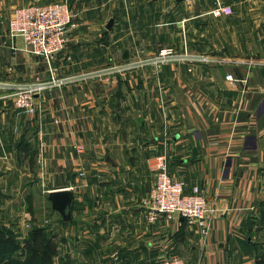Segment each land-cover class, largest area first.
Instances as JSON below:
<instances>
[{"label": "crops", "instance_id": "obj_1", "mask_svg": "<svg viewBox=\"0 0 264 264\" xmlns=\"http://www.w3.org/2000/svg\"><path fill=\"white\" fill-rule=\"evenodd\" d=\"M40 1L64 2L0 0V84L50 78L47 60L9 35L14 7ZM191 1L190 19L202 16L204 0ZM65 2L79 24L52 64L60 76L88 75L37 95L33 113L0 88V224L21 245L14 256L24 259L38 226L56 243L54 264H264V0H226L231 26L213 29L211 44L188 38L212 63L159 68L107 28L109 12L140 0ZM161 154L185 193L198 187L218 209L207 234L180 217L149 220ZM62 189L73 194L68 216L50 198Z\"/></svg>", "mask_w": 264, "mask_h": 264}, {"label": "built area", "instance_id": "obj_2", "mask_svg": "<svg viewBox=\"0 0 264 264\" xmlns=\"http://www.w3.org/2000/svg\"><path fill=\"white\" fill-rule=\"evenodd\" d=\"M210 13L215 17H223L232 15L234 10L230 4L223 3L222 0H215ZM78 24L77 13L65 1L34 2L14 7L8 25L9 35L13 39L22 38L25 50L31 54L44 57L50 70V78L47 80L0 84L1 89L13 91L14 102L18 108L33 113L37 95L83 78V75L60 76L58 75V67L52 64L53 57L66 48L69 35L78 27ZM189 60L208 63L211 59L208 55L191 54L188 51L178 53L172 48H167L159 52L158 56L149 62L160 64ZM226 79L236 81L232 74H228ZM75 149L83 151L84 146L78 145L75 146ZM154 170L155 184L144 201L148 207L149 220L156 221L160 216L169 220L180 217L201 233L207 234L211 228V219L218 212L215 205L208 202L198 187H194L192 193H185L184 183L174 179L169 172L166 154L156 157ZM156 264L188 263L181 257L172 256L162 259Z\"/></svg>", "mask_w": 264, "mask_h": 264}, {"label": "rangeland", "instance_id": "obj_3", "mask_svg": "<svg viewBox=\"0 0 264 264\" xmlns=\"http://www.w3.org/2000/svg\"><path fill=\"white\" fill-rule=\"evenodd\" d=\"M222 2L226 3V0H222ZM214 4L215 0H204L199 10L203 12V15L190 19L195 14V9L197 8L195 1L192 2L189 0L186 6L182 5L179 7V4L175 0H172L170 4L166 5L163 2H158V0H140L137 4L126 5L124 11L127 12H124V14L116 13L114 10L111 13L109 12L111 14L110 16L114 19V24L111 28L119 27L124 30L127 34L123 35L126 43L131 44L137 42L139 44V56L135 59L141 58L148 62V64L159 68L165 63L153 64L149 61L158 56L159 52L167 48H174L173 50L178 53L188 51L191 54L207 55V53L194 52L190 48L188 49L187 40L188 38L195 37L199 44L201 42L211 44V41L206 42V40H212L211 31L213 29L231 26V23L227 21V19L231 18V15L215 17L210 13ZM116 23L117 25H115ZM203 33L205 36H203ZM203 39L205 40L203 41ZM181 43L185 46V49L182 51L179 50ZM209 58L211 60L208 63H212L213 59L211 57ZM191 62L207 64L202 61L191 60ZM82 75L84 77L88 73L79 74V76ZM155 163L156 159L154 165ZM183 220L185 219L183 218Z\"/></svg>", "mask_w": 264, "mask_h": 264}, {"label": "trees", "instance_id": "obj_4", "mask_svg": "<svg viewBox=\"0 0 264 264\" xmlns=\"http://www.w3.org/2000/svg\"><path fill=\"white\" fill-rule=\"evenodd\" d=\"M21 245L13 232L0 224V264H54L56 243L46 235L45 228L35 226L24 243L22 256L16 258L14 254Z\"/></svg>", "mask_w": 264, "mask_h": 264}, {"label": "water", "instance_id": "obj_5", "mask_svg": "<svg viewBox=\"0 0 264 264\" xmlns=\"http://www.w3.org/2000/svg\"><path fill=\"white\" fill-rule=\"evenodd\" d=\"M184 1V0H178ZM114 24V19H110L107 28L110 29ZM50 198L53 202V207L58 211L62 212L64 215L70 214V206L73 199V194L69 189H62L54 191L50 194ZM183 219V218H182Z\"/></svg>", "mask_w": 264, "mask_h": 264}]
</instances>
